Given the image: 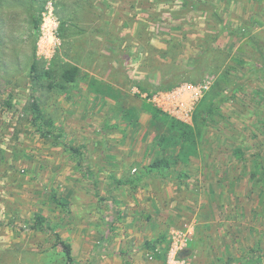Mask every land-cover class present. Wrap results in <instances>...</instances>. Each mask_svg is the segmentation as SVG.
<instances>
[{"label": "rangeland", "instance_id": "374dc122", "mask_svg": "<svg viewBox=\"0 0 264 264\" xmlns=\"http://www.w3.org/2000/svg\"><path fill=\"white\" fill-rule=\"evenodd\" d=\"M230 30L255 36L262 52ZM263 58L264 0H1L0 264H87L73 258L80 243L67 262L52 232L33 230L36 214L65 241V223L74 237L76 221L98 211L95 245L123 252L132 200V218L157 234L140 244L143 262L264 264V73L252 70ZM65 64L81 78L63 89ZM178 71L189 73L171 90L150 89V101L179 91L163 108L170 116L192 124L202 100H222L195 156L137 182L161 152L133 82L156 87ZM86 79L112 92L97 95ZM204 84L190 106L181 87ZM33 103L61 144L34 121ZM235 150L255 154L237 159Z\"/></svg>", "mask_w": 264, "mask_h": 264}, {"label": "trees", "instance_id": "16d2710c", "mask_svg": "<svg viewBox=\"0 0 264 264\" xmlns=\"http://www.w3.org/2000/svg\"><path fill=\"white\" fill-rule=\"evenodd\" d=\"M228 32L238 37L247 39L255 46L257 53L262 52L261 48H258L257 39L250 33L243 31L237 32L234 30H230ZM201 60L202 54L199 55L195 61L196 65L194 67V71H197L200 68ZM252 70L256 74L264 73V58L262 60V65L259 66V68H253ZM80 73L81 72L78 66L65 64L60 71V79L63 82L62 88L64 89L67 85H73L79 78H81ZM188 73L189 72L187 71L175 72L170 77L164 79L156 87H153L147 81L133 82V86H135V88L139 91L137 97L141 98V95L145 94V97L141 98V110L144 113L148 114L150 117L149 126L156 133L154 136L155 146L158 147L159 151L161 152V157L154 160V162L148 167L147 174L144 176V178L141 177L136 179L137 182H140L148 177H157L163 179L161 172L163 170L170 169L171 166L177 163V160L173 161V159H179L181 162H184L189 157L195 156L197 154L199 140L201 138L202 130L206 126V120L217 111L218 104L221 102L222 97L218 99L217 102H215L213 99H210L211 101L209 100L207 103H204V100H202L195 110L192 124L184 123L170 116L168 113L158 108L149 100L152 94L150 93V89H153V91L155 92L171 90L178 84V82L186 79ZM86 82L88 89L97 95L108 96L107 92H112V89L110 88L101 89L100 87L102 85L94 79H86ZM211 97L212 96H209V98ZM31 110L34 116V121L40 122L45 127L50 128L52 132H55L57 134V136L54 138L55 145L61 144L60 142H58V139L60 138L59 129L53 126V122L50 119H47L42 115L39 105L33 103L31 105ZM126 114H131L132 116V112H127ZM200 115H202L201 118ZM129 121H131V118ZM73 151L77 152L76 149H73ZM248 152L249 151L242 152L241 150H235L234 155L237 159H244L248 155L252 156L255 154ZM133 182L134 181L130 180L129 184ZM52 200L55 205L61 208H65L66 205L60 200L56 199L54 196H52ZM33 221V230L39 232H52L54 234L55 242L62 248L66 261L71 262L73 260L71 255V245L62 240L58 234L54 233V228L47 223L45 217L41 214H36L33 218ZM147 245L149 246V244ZM156 258L163 259V255L157 256Z\"/></svg>", "mask_w": 264, "mask_h": 264}, {"label": "crops", "instance_id": "0c3cea01", "mask_svg": "<svg viewBox=\"0 0 264 264\" xmlns=\"http://www.w3.org/2000/svg\"><path fill=\"white\" fill-rule=\"evenodd\" d=\"M143 181H145L143 179ZM141 181V182H143ZM136 204V203H135ZM135 204L132 200V202H129V207H128V216L125 221L121 224L122 227H120L121 231L124 233V235L129 234L131 238V244L128 245V247L123 251L114 254L108 252L106 250L107 248H103L100 250L99 247L95 245V243H98L99 238L101 237L100 229L97 225V223H100L99 219V212L95 211L91 214H96L95 217L90 220H86L84 218H81L80 220L76 221V226H75V234L74 237L69 235V231L67 228L71 227L72 224L70 221H68L70 224L65 223V241H67L69 244H71V248L74 251V246L73 242L80 243V253H76V255H73V258L75 260H82L86 262L87 264H157L158 260L157 259L154 262H143L141 259L144 254V247H142L140 244L152 241L153 239L157 238V234L155 233V230L152 232L151 227H147V223L144 221L136 222L134 220L133 215H131V210L135 207ZM131 206V207H130ZM145 205H141V209H144ZM138 208V207H137ZM93 211V210H92ZM120 225V226H121ZM150 226V225H149ZM103 238H108L111 239L110 234L107 232L105 233ZM121 237L122 233H121ZM75 238V239H74ZM98 239V240H97ZM97 240V242H96ZM137 244L140 245V247L137 246ZM107 245V244H106ZM127 250V251H126ZM72 251V252H73ZM122 258H126L128 262L123 261L122 258H116L117 256Z\"/></svg>", "mask_w": 264, "mask_h": 264}, {"label": "built area", "instance_id": "2783aa9c", "mask_svg": "<svg viewBox=\"0 0 264 264\" xmlns=\"http://www.w3.org/2000/svg\"><path fill=\"white\" fill-rule=\"evenodd\" d=\"M207 88L208 87L205 84L201 85L199 87H192V86L181 87V89L183 91H188V93H189L187 99H188V102L191 103L190 106H192V104H194V102L198 101V99L201 97L202 92L204 90H207ZM178 93H179V91H177V90L171 91V92H159L156 95H154V97H152L151 102L154 105H156L158 108H160L161 110H163V108L168 109L170 106L174 105V103L171 102V99L174 97V95H178ZM175 106H178V105H175ZM190 106L182 109L183 113H181V114L185 118L188 117V114L190 113ZM180 107H182V106H180ZM178 120L185 123L183 118L182 119L178 118ZM181 245H182V243H181ZM179 248H180V246L177 243H173V246H172L171 251H170V255H172L173 252H176V250Z\"/></svg>", "mask_w": 264, "mask_h": 264}]
</instances>
